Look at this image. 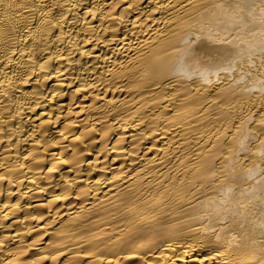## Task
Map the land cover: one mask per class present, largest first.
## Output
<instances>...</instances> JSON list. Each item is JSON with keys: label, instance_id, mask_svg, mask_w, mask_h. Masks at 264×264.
<instances>
[{"label": "bare ground", "instance_id": "1", "mask_svg": "<svg viewBox=\"0 0 264 264\" xmlns=\"http://www.w3.org/2000/svg\"><path fill=\"white\" fill-rule=\"evenodd\" d=\"M0 264H264V0H0Z\"/></svg>", "mask_w": 264, "mask_h": 264}]
</instances>
